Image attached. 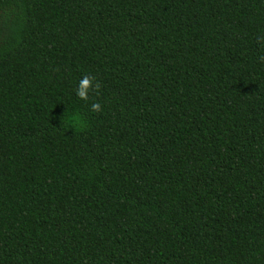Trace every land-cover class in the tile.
<instances>
[{"label": "trees", "instance_id": "1", "mask_svg": "<svg viewBox=\"0 0 264 264\" xmlns=\"http://www.w3.org/2000/svg\"><path fill=\"white\" fill-rule=\"evenodd\" d=\"M0 264H264V0H0Z\"/></svg>", "mask_w": 264, "mask_h": 264}, {"label": "clouds", "instance_id": "2", "mask_svg": "<svg viewBox=\"0 0 264 264\" xmlns=\"http://www.w3.org/2000/svg\"><path fill=\"white\" fill-rule=\"evenodd\" d=\"M95 87L97 90L99 89L100 85L99 83H96L94 81L93 77L84 76L76 89V95L79 97V99L87 101L89 99V93L90 90ZM91 109L93 112H100L101 111V105L99 103L93 102L91 105Z\"/></svg>", "mask_w": 264, "mask_h": 264}]
</instances>
